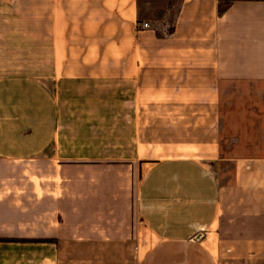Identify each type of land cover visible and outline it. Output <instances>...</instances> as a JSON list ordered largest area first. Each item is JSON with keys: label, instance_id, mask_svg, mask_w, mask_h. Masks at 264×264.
<instances>
[{"label": "crops", "instance_id": "1", "mask_svg": "<svg viewBox=\"0 0 264 264\" xmlns=\"http://www.w3.org/2000/svg\"><path fill=\"white\" fill-rule=\"evenodd\" d=\"M171 1L0 0V264H264V0Z\"/></svg>", "mask_w": 264, "mask_h": 264}, {"label": "trees", "instance_id": "2", "mask_svg": "<svg viewBox=\"0 0 264 264\" xmlns=\"http://www.w3.org/2000/svg\"><path fill=\"white\" fill-rule=\"evenodd\" d=\"M181 0H172L170 9H169V15H168V20L171 23V26L169 28V33H173L175 29V21L176 17L179 13V6H180ZM232 1L231 0H224L220 1V9L219 12L222 14L225 9L230 5ZM32 241H39V240H32Z\"/></svg>", "mask_w": 264, "mask_h": 264}, {"label": "built area", "instance_id": "3", "mask_svg": "<svg viewBox=\"0 0 264 264\" xmlns=\"http://www.w3.org/2000/svg\"><path fill=\"white\" fill-rule=\"evenodd\" d=\"M144 27H148L149 26V24L148 23H144V25H143Z\"/></svg>", "mask_w": 264, "mask_h": 264}, {"label": "rangeland", "instance_id": "4", "mask_svg": "<svg viewBox=\"0 0 264 264\" xmlns=\"http://www.w3.org/2000/svg\"><path fill=\"white\" fill-rule=\"evenodd\" d=\"M229 139H230V137H229ZM230 168V164H228V166H227V169H229ZM138 177H139V175H138Z\"/></svg>", "mask_w": 264, "mask_h": 264}]
</instances>
